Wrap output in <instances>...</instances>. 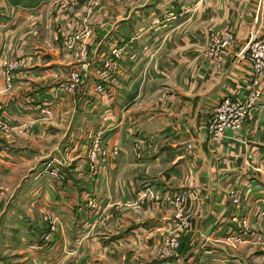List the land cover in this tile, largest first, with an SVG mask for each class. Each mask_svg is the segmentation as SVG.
I'll use <instances>...</instances> for the list:
<instances>
[{
	"label": "crops",
	"instance_id": "1",
	"mask_svg": "<svg viewBox=\"0 0 264 264\" xmlns=\"http://www.w3.org/2000/svg\"><path fill=\"white\" fill-rule=\"evenodd\" d=\"M115 1L90 18L118 26L123 41L119 56L100 45L93 52L91 63L110 58L114 69L104 97L90 66L73 92L61 88L72 60L47 27L69 33L77 0H0V64L22 59L9 91L0 76V113L30 125L24 135L0 134V264H264V68L255 76L246 50L264 38V12L257 0H143L125 3L115 19ZM226 35L229 47L218 46ZM37 48L52 69L28 66ZM48 71L58 76L45 79ZM250 91L242 129H211L222 99L246 103ZM52 101L43 124L37 106ZM95 133L112 153L90 175L84 150ZM63 153L73 158L62 166L65 178L51 181L47 165ZM180 192L188 194L191 226L178 258L164 261L155 251L177 231L178 207L168 202ZM45 213L57 222L47 244Z\"/></svg>",
	"mask_w": 264,
	"mask_h": 264
},
{
	"label": "rangeland",
	"instance_id": "2",
	"mask_svg": "<svg viewBox=\"0 0 264 264\" xmlns=\"http://www.w3.org/2000/svg\"><path fill=\"white\" fill-rule=\"evenodd\" d=\"M8 1L12 2L13 0H8ZM108 1L109 0H77V2L80 3V4L76 5V6H79V9L76 11L70 10L73 14V17L76 16V19H75V21H71V23H70L71 25L69 24L72 27L67 25L64 28L63 32L67 31V29H68L69 33H64V35L60 36L61 38L59 36H57V32H56V30L59 29V26L50 24L47 27L48 34L53 35L52 39H51L52 43L56 44L58 49L60 48V50L65 52L68 55V57L72 60L71 63L65 64L66 68H70V69L68 70V73H67V77H66L67 80L65 82H63V84L61 85V88L64 92H67V93L73 92L72 88L74 87L75 84H78L81 82V79L86 74V71H87L89 66H90L89 67L90 70L91 69L93 70V68L98 69L96 71V73L94 74L93 89H94V84H96V83H101L104 86L103 87L104 90L102 93L96 92L95 90L94 91L96 93L103 95L104 97H109V95L111 96V94L113 92L111 90V88L106 85V82H109L111 80L112 75L114 73V69H112V67L110 66V64H111L109 62L110 58H106L109 60L108 62L94 61L93 63H91V58H93L92 57L93 52L96 50V48L99 49V45H100V49H101V47H102V49L103 48L108 49L111 52L112 56H114V54H113L114 50L118 51V52H116L117 56H119V54L122 52L121 50L123 47L122 46L123 41L117 35L118 34L117 27L118 26H116L112 23L106 22V24L104 26L101 25V26L97 27L98 24L96 22H92V23L90 22L91 16H94L97 12L101 11V9L104 6L108 5ZM142 1L143 0H127V2H126V0L115 1V2H117V4L119 6H121V8L117 10V14L114 15L115 19L118 15H122V13H123L122 8L128 7L125 3L130 4V6H134V5L140 4ZM68 3H69L68 5H70V2H68ZM80 5H81V7H80ZM13 6H18V5H13ZM97 7H98V9H97ZM83 13L87 14L88 16L87 17L82 16L81 14H83ZM167 17L172 18L175 16L172 14V12H169L167 14ZM107 19H108V17H106V20ZM117 22H119V21H117ZM115 24H117V23L115 22ZM69 27H70V31H69ZM96 29H98V32L96 31ZM45 30H46V27H45ZM109 33L110 34L112 33V36L114 38L112 36L108 37ZM44 34H45V32L43 31L42 28L34 30V36H36L35 38L37 40L41 39L44 36ZM97 34H100V36L102 37V40L98 41V43L96 45L94 40L91 41L90 39H96ZM113 39H114V41H113ZM229 43H230V41H229ZM229 43L226 45V47L229 45ZM219 45H220V42L218 43V46ZM223 48H225V47H223ZM37 50L41 51V53L36 52L34 54V60L29 62L28 66H37L40 68L42 66L44 68L50 67L49 69H52L53 67H51V65L46 64V61H45L46 58L43 57V53H42L43 50L39 49V48H37ZM247 55H248L249 59L252 60L250 57V50L247 51ZM21 60L22 59H16V58H10L9 57L7 59H4L3 62L0 64V68H1L0 69V76L4 80L5 85H6V83H9L8 87L5 86V88H4L5 91H7V90L9 91L12 88V76H11L12 73H11V71L15 70L14 67L16 68L19 66V68H20L22 66ZM67 61H69V60L67 59ZM30 64H34V65H30ZM82 65H84V69H81V67H83ZM32 68L33 67H31L30 69H32ZM16 69H18V68H16ZM74 71L77 72V79L76 80H74L73 77L71 76ZM101 72L106 73L107 77L105 79L100 76ZM47 73H48L49 77H46L45 79L50 78V75L52 77L58 76V74L53 73V72L51 73L50 71H48ZM30 77L31 76H29V78ZM31 78H33V77H31ZM25 79H28V78L26 77ZM70 84H72L73 87L72 86L70 87L69 86ZM252 95H254V93H251V91H250V96L247 99V102H249L251 100ZM46 105L47 106L50 105L48 107L52 109V113H53V110L55 108L54 107V101H52L51 103H48ZM40 106H42V104L38 105L37 107H40ZM49 118H48V120H49ZM48 120L46 119L42 123L45 124V123H47ZM242 127H243V125H242ZM242 127L237 128V129H242ZM29 129L30 128H28L27 130H29ZM26 131L21 132V133H17L16 131L8 130V131L0 132V134L4 135V136H8V135L20 136V135L26 134ZM106 144H107V141H106ZM187 147L190 148L191 144H187ZM136 148H138V147H136ZM63 152H65V150H63ZM63 155L64 154H61V156H63ZM67 159L68 160L66 161V163L69 161H72L73 158H67ZM103 166L105 167V164ZM102 167H100L99 169H102ZM146 194H147V196L152 195L151 192H149V191H146ZM199 194H201V193H199ZM187 195L188 194H186V192H180V193H177V194H175L169 198L168 203L174 204L176 209L178 207V210L176 213V218L178 220V228L174 234L164 235L160 241L159 250L155 251V254L156 255L159 254V256H162L164 261H171L172 258H178V256H179L178 248H179V244H180V237L186 231H188L190 226H191L190 225L191 224V213L188 210ZM196 197H199V196H196ZM151 198H153V197H151ZM242 219L240 220V223H241ZM248 228H249V226H248ZM228 245L230 246V248H235L236 242L230 243Z\"/></svg>",
	"mask_w": 264,
	"mask_h": 264
},
{
	"label": "built area",
	"instance_id": "3",
	"mask_svg": "<svg viewBox=\"0 0 264 264\" xmlns=\"http://www.w3.org/2000/svg\"><path fill=\"white\" fill-rule=\"evenodd\" d=\"M257 6L259 10L264 12V0H257ZM231 40L230 35H226L222 41H220L221 47H226V45ZM246 50H250L251 61L253 62V67L255 68V76L261 75L264 68V38L260 40H250L246 45ZM118 51H113L114 56L117 55ZM81 69H84V65H82ZM74 80L77 79V72L74 71L71 75ZM100 76L104 79L107 77L106 73L101 72ZM256 82L255 80L253 81ZM6 87L9 86V83H6ZM70 87L73 85L70 84ZM104 86L101 83L94 84V90L96 92H103ZM257 96V93H256ZM253 98V97H252ZM252 98L249 102L246 103H236L231 100L229 97L222 99L219 105L216 108V121L217 123L211 126V129L222 128V127H232V128H240L242 127L243 121L246 117L250 116V107L253 103ZM50 106V105H48ZM46 104H42V106L37 107L40 118L38 120H46L52 115V109L49 108ZM111 111L109 107L105 108L103 111L104 115H110ZM262 125L264 127V116L262 118ZM29 122L20 123V124H11L0 113V132L13 130L17 133L25 132L29 128ZM106 138L100 136L98 133L93 134L90 137L89 143L84 150L85 158L88 161V168L90 169V175L96 174L97 170L102 167L108 160L109 156L112 153V148H108L106 146ZM138 147V145H136ZM64 154V153H63ZM68 159L65 155L60 158L54 157L50 159L46 174L51 181L61 182L65 178L64 171L62 166L66 163ZM235 202H237V198H233ZM88 206L91 208H95V203L91 200L87 202ZM260 214L263 216L264 222V206L260 211ZM42 221L45 225L46 231L41 235L40 241L41 243L47 244L51 241L56 234L57 222L56 218L52 216L50 213H45L42 215ZM264 224V223H263ZM250 223L246 219H242L241 226L244 229L243 233H246V229Z\"/></svg>",
	"mask_w": 264,
	"mask_h": 264
}]
</instances>
